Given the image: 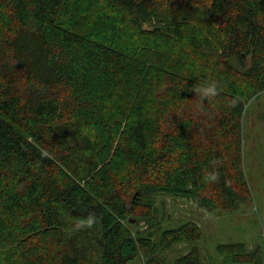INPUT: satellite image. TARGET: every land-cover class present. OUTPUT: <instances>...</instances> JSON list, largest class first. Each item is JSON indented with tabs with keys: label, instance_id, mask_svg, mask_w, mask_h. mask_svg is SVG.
<instances>
[{
	"label": "trees",
	"instance_id": "obj_1",
	"mask_svg": "<svg viewBox=\"0 0 264 264\" xmlns=\"http://www.w3.org/2000/svg\"><path fill=\"white\" fill-rule=\"evenodd\" d=\"M262 92L264 0H0V264H159L196 243L191 221L157 234V198L252 203L242 119Z\"/></svg>",
	"mask_w": 264,
	"mask_h": 264
},
{
	"label": "rangeland",
	"instance_id": "obj_2",
	"mask_svg": "<svg viewBox=\"0 0 264 264\" xmlns=\"http://www.w3.org/2000/svg\"><path fill=\"white\" fill-rule=\"evenodd\" d=\"M244 171L253 201L236 211L205 213L192 201L160 196L157 198L161 220L157 234L191 221L201 230L196 243H180L155 252L159 264H175L192 252L200 256V264H231L219 253L221 245L242 243L247 252L258 251L264 264V92L247 105L242 119ZM134 230L145 231L147 224L138 223ZM151 253L141 252L128 264H150Z\"/></svg>",
	"mask_w": 264,
	"mask_h": 264
}]
</instances>
